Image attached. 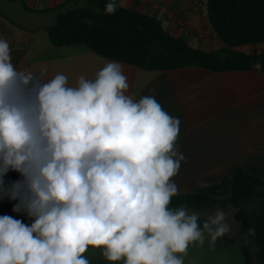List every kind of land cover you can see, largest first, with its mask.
Wrapping results in <instances>:
<instances>
[{
	"label": "clouds",
	"instance_id": "clouds-1",
	"mask_svg": "<svg viewBox=\"0 0 264 264\" xmlns=\"http://www.w3.org/2000/svg\"><path fill=\"white\" fill-rule=\"evenodd\" d=\"M46 75L17 70L0 38V199L33 218L0 216V264H90V246L110 264H184L190 246L230 232L222 209L201 227L198 213L170 207L181 122L154 96L128 94L120 63L75 86ZM10 171L21 179L6 182Z\"/></svg>",
	"mask_w": 264,
	"mask_h": 264
},
{
	"label": "crops",
	"instance_id": "crops-1",
	"mask_svg": "<svg viewBox=\"0 0 264 264\" xmlns=\"http://www.w3.org/2000/svg\"><path fill=\"white\" fill-rule=\"evenodd\" d=\"M64 1L0 0V7L18 23L0 14V38L8 41L17 70L39 75L46 68L45 80L62 72L70 86H75L79 76L93 79L107 62L120 63L130 85L128 94L136 100L154 96L166 112L181 122L177 147L185 161L173 178L179 193L218 182L240 164L264 177V71L258 67L216 71L195 65L150 70L112 60L86 44L55 45L44 25L55 22L56 14L50 8ZM116 2L156 16L168 32L186 37L197 48L212 51L228 46L210 22L208 0ZM236 48L264 50V43ZM3 215L28 225L33 222L25 213L13 209L0 212ZM228 223L230 232L214 245L205 234L203 246H190L184 264H251L255 231H240L241 223L235 216L229 217ZM85 255L90 264H110L100 249L90 246Z\"/></svg>",
	"mask_w": 264,
	"mask_h": 264
},
{
	"label": "trees",
	"instance_id": "trees-1",
	"mask_svg": "<svg viewBox=\"0 0 264 264\" xmlns=\"http://www.w3.org/2000/svg\"><path fill=\"white\" fill-rule=\"evenodd\" d=\"M108 2L66 0L54 5L50 10L56 14L55 22L44 25L52 42L86 44L112 60L150 70L195 65L216 71L257 67L264 71V50L236 48L264 43V0H208L210 22L228 45L212 51L168 32L159 18L135 7L116 2L115 13L107 14ZM25 7L30 8L26 2ZM0 14L18 25L1 7ZM18 179L20 174L10 171L6 182ZM16 203L7 197L0 199V212H10ZM217 205L225 209L232 205L240 231H255L251 264H264V177L240 164L218 182L173 196L170 207L201 211ZM200 218L201 224L207 217Z\"/></svg>",
	"mask_w": 264,
	"mask_h": 264
},
{
	"label": "rangeland",
	"instance_id": "rangeland-1",
	"mask_svg": "<svg viewBox=\"0 0 264 264\" xmlns=\"http://www.w3.org/2000/svg\"><path fill=\"white\" fill-rule=\"evenodd\" d=\"M217 209H222L224 210L226 213H228V218L230 217H234L235 216V208L230 205L228 208H222L220 207L219 205L217 206H214V207H211V208H206L204 210H201V211H194V210H191L189 211L190 213L191 212H195V213H198L199 215H202V216H205V217H208L209 215L213 214Z\"/></svg>",
	"mask_w": 264,
	"mask_h": 264
},
{
	"label": "built area",
	"instance_id": "built-area-1",
	"mask_svg": "<svg viewBox=\"0 0 264 264\" xmlns=\"http://www.w3.org/2000/svg\"><path fill=\"white\" fill-rule=\"evenodd\" d=\"M29 3H34L36 2L37 0H27Z\"/></svg>",
	"mask_w": 264,
	"mask_h": 264
}]
</instances>
